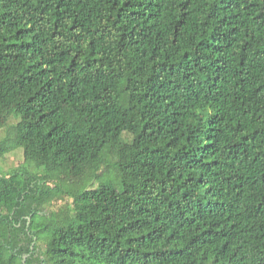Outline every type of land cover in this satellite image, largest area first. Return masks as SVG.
I'll list each match as a JSON object with an SVG mask.
<instances>
[{
  "label": "trees",
  "instance_id": "16d2710c",
  "mask_svg": "<svg viewBox=\"0 0 264 264\" xmlns=\"http://www.w3.org/2000/svg\"><path fill=\"white\" fill-rule=\"evenodd\" d=\"M2 129L0 264H264V0H0Z\"/></svg>",
  "mask_w": 264,
  "mask_h": 264
},
{
  "label": "rangeland",
  "instance_id": "374dc122",
  "mask_svg": "<svg viewBox=\"0 0 264 264\" xmlns=\"http://www.w3.org/2000/svg\"><path fill=\"white\" fill-rule=\"evenodd\" d=\"M5 133H6V130L4 129L0 130V138L5 136ZM23 160H24V157H23L22 149H16L15 151L7 154L4 158L0 160V172L10 171L11 169L18 167L20 164H22ZM92 184H90L89 186L97 187L96 184H94L93 186ZM56 185L58 184H56V182H53L52 187L55 188ZM61 189L71 190L73 189V185L71 183L65 182L61 184ZM71 203H72V199L69 198L68 196H65L63 198H58L52 201L50 204H48L47 207H45L44 213L49 214L51 211H58L60 208L67 206L68 204H71ZM36 220L38 222L40 221L48 222L50 224L49 225L50 230L53 229L55 226L62 225L66 222V221H63L62 218H53L50 220L48 219L47 216H44V215L37 216ZM49 229H46L38 233L37 241L40 242L41 249L45 248L44 240H45V237H47L49 234Z\"/></svg>",
  "mask_w": 264,
  "mask_h": 264
}]
</instances>
